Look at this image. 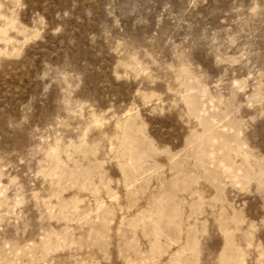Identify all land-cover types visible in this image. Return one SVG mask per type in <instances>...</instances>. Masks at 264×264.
Listing matches in <instances>:
<instances>
[{
    "label": "rangeland",
    "instance_id": "obj_1",
    "mask_svg": "<svg viewBox=\"0 0 264 264\" xmlns=\"http://www.w3.org/2000/svg\"><path fill=\"white\" fill-rule=\"evenodd\" d=\"M0 264H264V0H0Z\"/></svg>",
    "mask_w": 264,
    "mask_h": 264
}]
</instances>
